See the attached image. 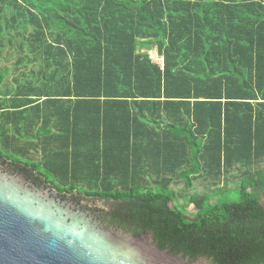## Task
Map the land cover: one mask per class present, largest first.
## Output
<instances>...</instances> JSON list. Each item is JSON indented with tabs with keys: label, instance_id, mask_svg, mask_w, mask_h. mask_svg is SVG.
Listing matches in <instances>:
<instances>
[{
	"label": "trees",
	"instance_id": "trees-1",
	"mask_svg": "<svg viewBox=\"0 0 264 264\" xmlns=\"http://www.w3.org/2000/svg\"><path fill=\"white\" fill-rule=\"evenodd\" d=\"M0 159L163 250L264 264V0H0Z\"/></svg>",
	"mask_w": 264,
	"mask_h": 264
},
{
	"label": "water",
	"instance_id": "water-1",
	"mask_svg": "<svg viewBox=\"0 0 264 264\" xmlns=\"http://www.w3.org/2000/svg\"><path fill=\"white\" fill-rule=\"evenodd\" d=\"M69 199L0 165V264H215L109 227Z\"/></svg>",
	"mask_w": 264,
	"mask_h": 264
},
{
	"label": "rangeland",
	"instance_id": "rangeland-1",
	"mask_svg": "<svg viewBox=\"0 0 264 264\" xmlns=\"http://www.w3.org/2000/svg\"><path fill=\"white\" fill-rule=\"evenodd\" d=\"M29 69L30 68H27V69H25L24 67H22L19 71H15V70H13L12 72H11V76L7 79V82L9 83V84H13L14 82H12V79L13 78H15L16 77V75H18V74H20V73H22V72H24V73H26V74H28L29 73ZM32 69H34L33 67H32ZM30 77H26V80L27 79H29ZM12 82V83H11ZM13 89V88H12ZM52 181V180H51ZM38 187H40V188H43L44 186L43 185H39ZM75 195H77V196H80V195H78V194H72V195H70V199L69 200H74L75 201V203H77V207L75 208L77 211H80V210H82V211H84V212H86V214L87 215H90V216H95L96 218H97V216H98V213L100 212V211H107V210H109V209H111L112 208V203H110V202H104V201H99V200H95V201H93L92 202V200H86V199H82V200H80V201H77V199L75 200L74 199V197H75ZM83 195H81L80 196V198H83L82 197ZM66 202H68V201H66ZM187 212L189 213V214H194L195 213V210H194V208L193 207H189L188 209H187ZM91 213V214H90ZM98 219V218H97ZM99 221H101V220H99ZM103 224H106L107 226H109V227H115V226H111V225H109L108 223H106V222H104V221H101Z\"/></svg>",
	"mask_w": 264,
	"mask_h": 264
},
{
	"label": "flooded vegetation",
	"instance_id": "flooded-vegetation-1",
	"mask_svg": "<svg viewBox=\"0 0 264 264\" xmlns=\"http://www.w3.org/2000/svg\"><path fill=\"white\" fill-rule=\"evenodd\" d=\"M0 165L4 168L5 171H7V172H9L11 174L25 176L28 180H30L31 182H33L37 186H39L41 184L44 187H50L52 189L58 190L55 186H53L50 183H48V181H46L44 178L39 177V176L37 177L36 175H33V173L31 174V172H25V171H22L21 169H15V168H13L14 170H11L8 167H9V165L10 166L13 165L12 161H6L5 162V161H3V160L0 159ZM58 192L61 194V196H62L63 199H68L70 197V195H72V194L61 193L59 190H58ZM74 194H78L80 196L83 195L82 196L83 198H80V196L75 195L74 199L75 200L77 199V201H80L82 199L92 200V202L95 201V200L91 199L90 197H87L84 194H81V193H74ZM103 212H106V211H100L98 213V216H97L98 220L104 221V222L108 223L109 225L114 226L108 220H106V218H104ZM118 228H121V227H118Z\"/></svg>",
	"mask_w": 264,
	"mask_h": 264
},
{
	"label": "built area",
	"instance_id": "built-area-1",
	"mask_svg": "<svg viewBox=\"0 0 264 264\" xmlns=\"http://www.w3.org/2000/svg\"><path fill=\"white\" fill-rule=\"evenodd\" d=\"M149 57L153 62L163 63V57H161L156 50L149 51Z\"/></svg>",
	"mask_w": 264,
	"mask_h": 264
}]
</instances>
